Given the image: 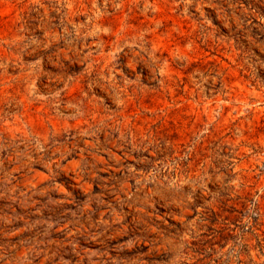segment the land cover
<instances>
[{"label": "rangeland", "instance_id": "obj_1", "mask_svg": "<svg viewBox=\"0 0 264 264\" xmlns=\"http://www.w3.org/2000/svg\"><path fill=\"white\" fill-rule=\"evenodd\" d=\"M0 264H264V0H0Z\"/></svg>", "mask_w": 264, "mask_h": 264}]
</instances>
